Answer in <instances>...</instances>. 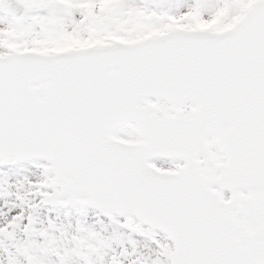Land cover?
<instances>
[{
	"label": "snow or ice",
	"instance_id": "1",
	"mask_svg": "<svg viewBox=\"0 0 264 264\" xmlns=\"http://www.w3.org/2000/svg\"><path fill=\"white\" fill-rule=\"evenodd\" d=\"M0 264H264V0H0Z\"/></svg>",
	"mask_w": 264,
	"mask_h": 264
}]
</instances>
